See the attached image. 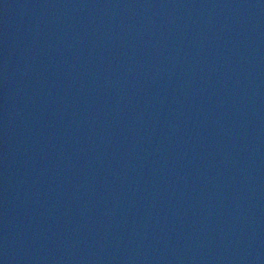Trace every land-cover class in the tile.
<instances>
[{
	"label": "water",
	"instance_id": "obj_1",
	"mask_svg": "<svg viewBox=\"0 0 264 264\" xmlns=\"http://www.w3.org/2000/svg\"><path fill=\"white\" fill-rule=\"evenodd\" d=\"M0 264H264V0H0Z\"/></svg>",
	"mask_w": 264,
	"mask_h": 264
}]
</instances>
